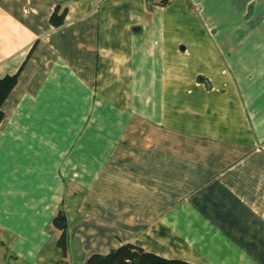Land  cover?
Instances as JSON below:
<instances>
[{"label":"crops","instance_id":"0c3cea01","mask_svg":"<svg viewBox=\"0 0 264 264\" xmlns=\"http://www.w3.org/2000/svg\"><path fill=\"white\" fill-rule=\"evenodd\" d=\"M155 4L0 0V264H264V0Z\"/></svg>","mask_w":264,"mask_h":264},{"label":"trees","instance_id":"16d2710c","mask_svg":"<svg viewBox=\"0 0 264 264\" xmlns=\"http://www.w3.org/2000/svg\"><path fill=\"white\" fill-rule=\"evenodd\" d=\"M64 14L60 16L56 15L54 11L50 17V23L53 27H58L63 22ZM17 75L6 76L0 78V123L3 118L2 114V104L12 88L16 83ZM52 226L58 230L61 234L56 243L57 248L59 249L61 255H65V230H66V220L61 211H59L51 222ZM85 264H188L181 261H170L164 260L159 257L147 254L141 249L133 245H122L116 250L110 251L108 254L101 255H92L90 256Z\"/></svg>","mask_w":264,"mask_h":264},{"label":"built area","instance_id":"2783aa9c","mask_svg":"<svg viewBox=\"0 0 264 264\" xmlns=\"http://www.w3.org/2000/svg\"><path fill=\"white\" fill-rule=\"evenodd\" d=\"M171 1L172 0H156L155 8L159 10ZM184 1H186L187 3H191L192 0H184ZM192 8L195 11H198V7L196 5H193Z\"/></svg>","mask_w":264,"mask_h":264}]
</instances>
